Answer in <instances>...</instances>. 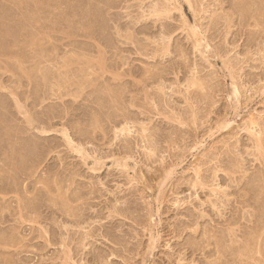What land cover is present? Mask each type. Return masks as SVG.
Returning a JSON list of instances; mask_svg holds the SVG:
<instances>
[{
    "label": "rangeland",
    "instance_id": "obj_1",
    "mask_svg": "<svg viewBox=\"0 0 264 264\" xmlns=\"http://www.w3.org/2000/svg\"><path fill=\"white\" fill-rule=\"evenodd\" d=\"M191 2L0 0V264H264V0Z\"/></svg>",
    "mask_w": 264,
    "mask_h": 264
},
{
    "label": "bare ground",
    "instance_id": "obj_2",
    "mask_svg": "<svg viewBox=\"0 0 264 264\" xmlns=\"http://www.w3.org/2000/svg\"><path fill=\"white\" fill-rule=\"evenodd\" d=\"M185 2H187L188 3V5L190 6V9L192 8V2H191V0H185ZM182 7V6H181ZM165 8V7H164ZM163 7L160 9V7L158 8V10H162V9H164ZM167 9V14H168V12H170V10H169V8H166ZM181 9V8H180ZM157 10V9H156ZM157 10V12L158 13H160V14H163L162 12H159ZM165 10V9H164ZM163 10V11H164ZM182 10V9H181ZM157 14V13H156ZM195 27V26H194ZM199 29V28H198ZM191 31H192V35H193V37H194V39H195V41H196V48H201L202 47V41L204 40L203 38L201 39V35H199L200 33L198 32V31H196L195 29H192V27H191V29H190ZM198 32V33H197ZM200 37V38H199ZM234 93L236 94V96L238 95V92H237V89L235 88L234 89ZM234 94V95H235ZM252 122H254V121H252ZM253 124V123H252ZM254 125V124H253ZM127 130V128L126 129H123V132H125ZM43 132H46V131H44L43 130ZM63 132H65V131H63ZM130 132V131H129ZM128 133V132H127ZM63 135H64V137L68 140V144H72L71 143V140H70V138H69V136H68V134L65 132V133H62ZM259 145H261V144H259ZM76 150V152L77 153H79V154H82L83 153V150H81V149H79V148H76L75 149ZM119 162V161H118ZM122 164H124V163H122ZM120 165V164H119ZM122 166V165H121ZM128 167V166H127ZM126 167V168H127ZM124 168H125V166H124ZM153 241V240H152ZM156 241V240H155ZM151 248V247H150Z\"/></svg>",
    "mask_w": 264,
    "mask_h": 264
}]
</instances>
